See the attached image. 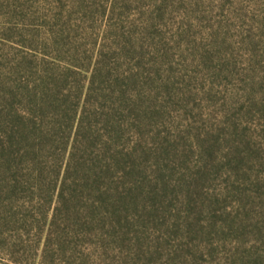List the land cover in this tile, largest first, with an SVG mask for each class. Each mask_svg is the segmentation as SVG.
<instances>
[{"label":"rangeland","instance_id":"374dc122","mask_svg":"<svg viewBox=\"0 0 264 264\" xmlns=\"http://www.w3.org/2000/svg\"><path fill=\"white\" fill-rule=\"evenodd\" d=\"M44 46L149 106L122 240L82 264H264V0H0V110Z\"/></svg>","mask_w":264,"mask_h":264},{"label":"trees","instance_id":"16d2710c","mask_svg":"<svg viewBox=\"0 0 264 264\" xmlns=\"http://www.w3.org/2000/svg\"><path fill=\"white\" fill-rule=\"evenodd\" d=\"M47 47L24 57L0 110V253L11 264L110 258L138 172L144 81Z\"/></svg>","mask_w":264,"mask_h":264}]
</instances>
